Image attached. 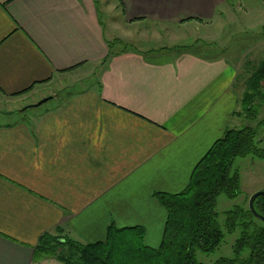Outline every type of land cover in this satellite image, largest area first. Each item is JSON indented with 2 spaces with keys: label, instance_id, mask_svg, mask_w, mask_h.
Returning <instances> with one entry per match:
<instances>
[{
  "label": "crops",
  "instance_id": "1",
  "mask_svg": "<svg viewBox=\"0 0 264 264\" xmlns=\"http://www.w3.org/2000/svg\"><path fill=\"white\" fill-rule=\"evenodd\" d=\"M103 2L0 0V103L54 101L0 122V264H65L34 258L39 238L56 228L96 243L110 223L136 227L157 248L166 211L153 194L182 192L225 130L246 122L232 51L209 55L217 43L209 29L230 13L228 0H105L104 11ZM107 10L114 20L105 27ZM171 29L193 44L122 43L175 38ZM87 71L93 87L82 81ZM63 78H76L73 93H44Z\"/></svg>",
  "mask_w": 264,
  "mask_h": 264
},
{
  "label": "trees",
  "instance_id": "2",
  "mask_svg": "<svg viewBox=\"0 0 264 264\" xmlns=\"http://www.w3.org/2000/svg\"><path fill=\"white\" fill-rule=\"evenodd\" d=\"M113 45H109L112 49ZM189 50L192 47H176ZM125 48L122 49L124 51ZM112 54V53H111ZM24 92L15 94L22 95ZM242 109L238 115L246 122H256L264 104V57L252 66L244 82ZM264 127V120L257 124ZM257 128L244 126L227 129L193 168L188 185L178 194L154 193L153 198L166 211V221L157 248L144 244L141 228H116L110 223L105 240L81 243L68 238L63 230L43 234L35 248V260L55 258L65 264H200L196 252L211 254L221 245L224 232L217 222L215 200L239 196V176L232 170L236 158L264 160V150L255 143ZM254 211L264 218V197L253 201ZM246 209L235 207L225 214L223 229L228 234L238 230L232 259L221 258L216 264H264V222ZM247 250L248 255L241 258Z\"/></svg>",
  "mask_w": 264,
  "mask_h": 264
},
{
  "label": "rangeland",
  "instance_id": "3",
  "mask_svg": "<svg viewBox=\"0 0 264 264\" xmlns=\"http://www.w3.org/2000/svg\"><path fill=\"white\" fill-rule=\"evenodd\" d=\"M227 5L230 6V13H225L222 17V21H214L212 27L209 29V34L212 33L215 36L214 41H217V43L213 45L214 53H210L209 55H223V53L225 54L232 51L231 54L227 55L231 58L234 57L235 66L239 65L237 81L239 80L241 92H243L245 90L244 82L250 75L252 66L256 65L257 62L262 57H264V55L262 56L264 50L261 49L264 46V0H228ZM102 10H105V0L103 2ZM100 15L105 27H107L108 23H112V20H114V13L112 11L107 10L106 12H101ZM151 29L152 28L150 27L147 28V30ZM170 31L177 36L175 38H168L167 36H163L160 40L161 42H157L153 38H150L149 41H130V38L128 41H122V43L126 44L127 42H129L127 43L129 45H127V47H132L134 49H139V47L136 45L137 43L141 46V48L148 49L163 47L158 46L164 45L163 43L170 45V47L176 45L190 46L193 44V36L188 35L181 41V32H175V30L173 29H171ZM205 33L206 32L203 29H199L196 31V34L198 35H205ZM116 35L118 36V34ZM247 39H249L251 44L257 45L256 50L255 45H251V51H248L247 48H242V45L246 42ZM125 44L118 46L116 45L115 48H113V51H121L124 48L123 46ZM88 73L89 72L87 71L82 81L90 82L93 87L95 79L91 78ZM73 79L63 78L62 80H59L58 87L57 85H53L52 83L44 93H46L49 97H65L66 95L68 96L69 92H74V89H70L68 91V88L71 85L70 81H72ZM63 80L69 81L65 82ZM241 85L243 86V91ZM44 93L42 92L40 96H46V94ZM37 99V97H32L30 99L17 98L9 101L5 100L4 102L0 103V122L12 123L20 119H27L34 114H38L41 111L54 106V101L51 100L48 102L45 101L41 106L35 105V108L26 107L27 105L36 103ZM241 109L242 96L240 99V110ZM261 120H264V104H261L259 107L256 122H240L239 126H236V129H241L244 126H250L251 128L256 127L257 137L255 139V143L258 148L264 150V127L258 128L257 126L258 122H260ZM232 170L238 173L240 194L235 199H227L225 196L220 195L215 200L214 211L217 214V222L222 227V230L224 232V238L220 247L215 252L207 255L196 252L195 258L200 264H216L217 261L221 258L232 259L234 257L233 248L235 241L238 238L239 232L237 230L233 234H228L226 233V231H224L223 224L225 221V214L235 207L246 209L248 207V201L254 193L259 191L264 192V160H260L254 157L236 158L233 161ZM256 221L260 223L258 220ZM247 255L248 251L244 250L241 253L240 257L245 258Z\"/></svg>",
  "mask_w": 264,
  "mask_h": 264
},
{
  "label": "water",
  "instance_id": "4",
  "mask_svg": "<svg viewBox=\"0 0 264 264\" xmlns=\"http://www.w3.org/2000/svg\"><path fill=\"white\" fill-rule=\"evenodd\" d=\"M45 101H46V100L40 101V102H38V104H36V105H40L41 103H44ZM257 197H264V192H263V191L256 192V193H254V194L250 197V199H249V201H248V209H249V211L251 212V214L253 215V217H255L256 219H258V220H260V221H262V222H264V218L260 217V216L254 211V209H253V201H254Z\"/></svg>",
  "mask_w": 264,
  "mask_h": 264
}]
</instances>
